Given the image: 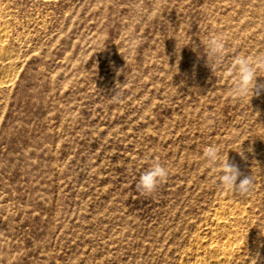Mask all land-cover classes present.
Returning <instances> with one entry per match:
<instances>
[{
  "label": "rangeland",
  "instance_id": "374dc122",
  "mask_svg": "<svg viewBox=\"0 0 264 264\" xmlns=\"http://www.w3.org/2000/svg\"><path fill=\"white\" fill-rule=\"evenodd\" d=\"M239 54L264 58V0H0V264H264V91L232 95Z\"/></svg>",
  "mask_w": 264,
  "mask_h": 264
},
{
  "label": "clouds",
  "instance_id": "9594fccd",
  "mask_svg": "<svg viewBox=\"0 0 264 264\" xmlns=\"http://www.w3.org/2000/svg\"><path fill=\"white\" fill-rule=\"evenodd\" d=\"M209 45L214 53L222 55L225 51V43L222 37H212ZM262 69H264V58H253L243 54L234 56L228 68L229 74L235 81L231 89L232 95L245 97L250 94L252 98L254 95H259L260 91H264V85L258 88L256 83L257 77H264L258 75ZM203 155L205 163L211 166L213 172L218 173L216 179L221 187L241 195L250 192L254 185L253 177H245L237 184L241 173L236 165L229 163L228 156L222 157L218 146H208ZM168 174V169L165 166L154 163L140 176L137 188L142 194H151L167 178Z\"/></svg>",
  "mask_w": 264,
  "mask_h": 264
}]
</instances>
